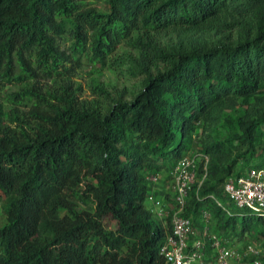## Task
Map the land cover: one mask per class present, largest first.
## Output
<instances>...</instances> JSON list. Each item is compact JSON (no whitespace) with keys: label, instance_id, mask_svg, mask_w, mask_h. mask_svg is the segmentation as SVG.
Segmentation results:
<instances>
[{"label":"trees","instance_id":"1","mask_svg":"<svg viewBox=\"0 0 264 264\" xmlns=\"http://www.w3.org/2000/svg\"><path fill=\"white\" fill-rule=\"evenodd\" d=\"M262 139L264 0H0V264H166L146 176L189 152L185 213L264 238L223 189Z\"/></svg>","mask_w":264,"mask_h":264},{"label":"built area","instance_id":"2","mask_svg":"<svg viewBox=\"0 0 264 264\" xmlns=\"http://www.w3.org/2000/svg\"><path fill=\"white\" fill-rule=\"evenodd\" d=\"M200 160L206 169L207 155L189 152L176 161L171 168L172 195L169 201L153 188L160 174L149 172L146 176L151 185L146 195L148 206L171 227L159 246L165 263L262 264L264 250L261 245L252 240L239 244L216 230L208 207L202 206L197 218L185 213L189 192L197 180ZM223 189L228 200L237 208L264 216V166L249 165L240 173L227 175ZM215 201L223 206L219 199L215 198Z\"/></svg>","mask_w":264,"mask_h":264},{"label":"rangeland","instance_id":"3","mask_svg":"<svg viewBox=\"0 0 264 264\" xmlns=\"http://www.w3.org/2000/svg\"><path fill=\"white\" fill-rule=\"evenodd\" d=\"M120 50H122V48H120ZM124 71H125L124 74H117L113 71L105 70L102 73V77L106 79L109 78L113 83H117L119 87L125 85L130 90H133V91L136 90L141 84L140 82L141 76L138 74L137 75L132 74L131 72L127 70H124ZM93 72H95V69L91 68L88 65H84V67L80 71L79 76L83 81H86V79L89 80ZM260 160H264V139L260 141V144L256 149V155H254L248 163L254 164L255 162L260 161ZM242 165H244V162L240 160L237 164V167L240 168L242 167ZM160 174H161L160 179L157 183H155V185H153V188L160 195L161 194L164 195L165 200L169 201L171 200L170 195L172 192L171 179H166V177H164L162 173ZM166 194H168V197H166L167 196ZM147 204L149 205V202H147ZM227 206H229L230 208L236 209V206L234 205H227ZM104 221L109 227L116 226L115 220L110 218L109 216H107ZM238 235L239 234H235L234 239L239 244H242L246 240L244 238H247L255 242L256 240H259L261 243H263L264 241L263 235L261 234L258 235V232L255 229L252 230L251 232H247L245 237L243 236L242 239H239ZM263 250H264V247H263Z\"/></svg>","mask_w":264,"mask_h":264},{"label":"crops","instance_id":"4","mask_svg":"<svg viewBox=\"0 0 264 264\" xmlns=\"http://www.w3.org/2000/svg\"><path fill=\"white\" fill-rule=\"evenodd\" d=\"M171 195H172V194H171ZM171 195H170V196H171Z\"/></svg>","mask_w":264,"mask_h":264}]
</instances>
